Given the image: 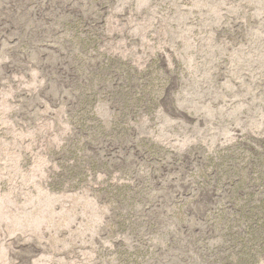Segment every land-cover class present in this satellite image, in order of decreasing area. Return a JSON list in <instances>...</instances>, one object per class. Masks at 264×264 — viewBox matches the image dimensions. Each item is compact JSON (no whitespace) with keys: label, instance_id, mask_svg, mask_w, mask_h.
Here are the masks:
<instances>
[{"label":"rangeland","instance_id":"rangeland-1","mask_svg":"<svg viewBox=\"0 0 264 264\" xmlns=\"http://www.w3.org/2000/svg\"><path fill=\"white\" fill-rule=\"evenodd\" d=\"M264 0H0V264H264Z\"/></svg>","mask_w":264,"mask_h":264},{"label":"bare ground","instance_id":"bare-ground-1","mask_svg":"<svg viewBox=\"0 0 264 264\" xmlns=\"http://www.w3.org/2000/svg\"><path fill=\"white\" fill-rule=\"evenodd\" d=\"M247 216L250 218L255 217L260 225H264V211H254V210H249V211H243Z\"/></svg>","mask_w":264,"mask_h":264}]
</instances>
